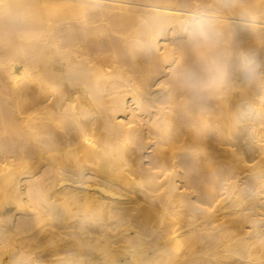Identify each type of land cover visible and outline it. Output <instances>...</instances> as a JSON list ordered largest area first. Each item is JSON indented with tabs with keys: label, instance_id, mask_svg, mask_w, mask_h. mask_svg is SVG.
<instances>
[{
	"label": "bare ground",
	"instance_id": "1",
	"mask_svg": "<svg viewBox=\"0 0 264 264\" xmlns=\"http://www.w3.org/2000/svg\"><path fill=\"white\" fill-rule=\"evenodd\" d=\"M161 10L220 34L150 46ZM259 20L264 0H0V264H264V87L237 59L264 77Z\"/></svg>",
	"mask_w": 264,
	"mask_h": 264
},
{
	"label": "clouds",
	"instance_id": "2",
	"mask_svg": "<svg viewBox=\"0 0 264 264\" xmlns=\"http://www.w3.org/2000/svg\"><path fill=\"white\" fill-rule=\"evenodd\" d=\"M149 31L148 43L150 46H155V41L160 38L165 30L172 25L177 26L182 31H185L189 39L193 41H203L208 43L215 37L219 36V29L215 13L207 11H193V12H171L168 10H161L150 16L145 21ZM238 72L240 77L247 82L259 81L264 87V77H261L254 58L250 55L241 52L238 57ZM222 74H226V66L221 69ZM182 86L189 88H196L200 86L192 77L184 79ZM213 86V85H208ZM260 109H253L249 107L243 111L239 117L241 120H253L259 115ZM255 113V115H254Z\"/></svg>",
	"mask_w": 264,
	"mask_h": 264
},
{
	"label": "rangeland",
	"instance_id": "3",
	"mask_svg": "<svg viewBox=\"0 0 264 264\" xmlns=\"http://www.w3.org/2000/svg\"><path fill=\"white\" fill-rule=\"evenodd\" d=\"M226 15H228L227 13H226ZM230 15V14H229ZM259 21H262V22H264V20H259ZM262 26H264V25H262ZM250 31H251V29H249ZM248 29H246V31L244 32V33H248L249 32V34L251 33H253V31L252 32H250ZM241 32V31H240ZM258 32H260V33H258ZM258 32H254V33H257L258 34V36L257 37H255L254 39H252L253 41L251 42L252 43V45H254L256 48H258V46L259 45H261V46H259V48L260 49H262V48H264L263 46H264V42H262L261 41V36H260V34H263L262 36H263V38H262V40L264 41V29H261V30H258ZM253 33V34H254ZM242 35H241V37H243V35H244V37H245V34H243V33H241ZM249 35L248 34H246V37H248ZM240 37V36H239ZM260 37V38H259ZM257 38V39H256ZM258 40L261 42H258ZM257 43V44H256ZM258 43H260V44H258ZM244 44V43H243ZM242 44V45H243ZM246 45V46H245ZM257 45V46H256ZM243 46H245V47H249L250 48V46L249 45H247V43H245ZM262 47V48H261ZM258 48V49H259ZM250 51L252 50V49H249ZM252 57L254 58V60L256 59V55H252ZM9 63V61H7V62H5L4 64H8Z\"/></svg>",
	"mask_w": 264,
	"mask_h": 264
}]
</instances>
